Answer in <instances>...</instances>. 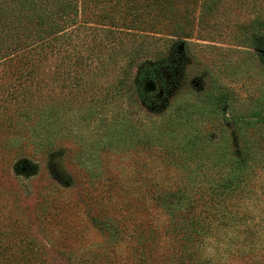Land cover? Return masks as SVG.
I'll use <instances>...</instances> for the list:
<instances>
[{
	"label": "trees",
	"instance_id": "16d2710c",
	"mask_svg": "<svg viewBox=\"0 0 264 264\" xmlns=\"http://www.w3.org/2000/svg\"><path fill=\"white\" fill-rule=\"evenodd\" d=\"M223 2L225 0H0V201L6 189L4 176L10 181L6 165L13 158L33 153L41 144L43 149H54L62 148L69 141L68 135L54 133L57 117L54 116H65L67 105L70 110L84 107L91 116V110H95L92 101H101L98 95L102 90L110 92L107 100H123L122 91L129 89L128 93H134L142 101L147 99L145 83L157 78H162L166 89L164 97H167V91L173 87L169 89L165 78L167 66L173 72V81L185 86L192 43L184 38L192 36L197 7L202 6L210 17ZM260 14L243 26L240 37L248 49V76L260 77V84L248 91L242 101L243 115L239 120L243 131H239V146L232 148L231 144L238 110L236 98L227 93L226 88L214 84L211 88L223 98L198 107L183 95L187 106L177 99L180 104L174 109V116H156L152 130L142 126L144 118L140 115L132 118L131 113H122L113 119L118 139L126 142L128 137L135 150L154 145L161 147L166 158L177 160L184 181L175 188L162 187L152 180L126 187L114 178H106L103 168L77 165L85 176V181H80L79 185L85 204L90 206L89 218L109 236L110 243L131 242L126 257V260L134 258L130 264H199L198 259L214 262L212 264H230L229 258L217 261L206 252L204 244L218 231L229 232L226 235L230 236L229 230L240 220L231 209L239 196L264 195V15ZM157 27L160 29H155ZM146 29L172 30L171 38L166 40L171 43L167 57L155 64L153 56L157 49L152 51L146 47L143 50L133 42L132 53L126 59L129 66L126 61L123 65L120 60L124 57L120 55L125 45L124 35L137 36V32L143 33ZM100 30L105 35L102 39L98 36ZM94 38H99V48L91 44ZM75 39L79 42L72 45ZM111 57H116L112 71L108 69ZM143 60L147 63L128 78L129 71L125 70L138 63L142 65ZM101 75L113 77L106 87L98 86ZM204 91L205 96L214 94ZM196 93L193 91L187 96L195 98ZM217 121L223 127L222 141L219 132L206 129L208 123ZM166 124L174 126L179 134L161 132V126ZM191 128L193 131H189ZM106 150V146H100V151ZM64 152L67 151L61 153ZM66 206L69 208V204ZM3 207L2 201L0 210ZM56 214L65 221L69 218L65 235L80 234V215L76 211L73 217L68 216L70 213L64 214L63 209ZM161 215L166 217L167 233L175 243L173 249L161 242L157 225ZM36 240L30 223L21 216L13 214L6 223L0 217V264H51L45 256V248ZM115 244L94 252L70 248L68 257L78 260L74 264H119ZM239 256L245 259L243 263L264 258V246L254 242L241 248Z\"/></svg>",
	"mask_w": 264,
	"mask_h": 264
},
{
	"label": "rangeland",
	"instance_id": "374dc122",
	"mask_svg": "<svg viewBox=\"0 0 264 264\" xmlns=\"http://www.w3.org/2000/svg\"><path fill=\"white\" fill-rule=\"evenodd\" d=\"M213 13L215 15L207 17L203 7L198 6V22L196 21L194 30L191 32L192 36L184 38L192 43L190 47L192 60L188 61L185 86L173 81V72H170L167 66L165 78L170 85L169 89L173 85L172 90L167 91V97H164L166 89L162 86V78H157L158 92L150 95L145 92L147 99L142 101L134 93H128L129 89L122 91L124 93L123 100L118 101L117 98L107 100L110 92L102 90L98 95V100L101 101H92L95 110H91V116L84 107L82 110H77L76 107L70 110L67 105L63 114L65 116L60 114L54 116H57L56 119L54 118V133L57 136L68 135L69 141L66 145L62 148L43 149L41 144L33 150V153L13 158L6 165L10 181L4 176L3 183L6 191L2 192L0 203L3 201L4 207L0 210V217L5 223L13 214L21 216L26 222L28 221L32 234L37 239L36 241L45 248V256L51 264H74L77 262L78 260L68 257L70 248L81 249L82 252L89 249L94 252L115 244L114 242L110 243L109 236L99 230L89 218L90 211L88 209L90 206L85 204L83 190L79 185L80 181H85V176L83 169L77 165L103 168L107 172L106 178H114L126 187L131 186V183L140 185L144 180H152L158 181L162 187L175 188L181 181H184L182 172L177 168V160L166 158L161 153V147L157 148L152 145L145 149L135 150L128 137V142L118 139L117 128L113 121L117 116L122 113H131V117L136 118L140 115L144 118L142 126L147 130H152L156 116L160 117L162 114L174 116V109L180 104V102H176L177 99L182 100L183 106H187L188 102L183 101L181 97L183 95L187 100H192L193 106L198 107L209 105L208 102L211 100L223 98L222 94L219 95L211 88L215 84L226 88V92L232 93L236 98L238 110L234 127L232 126L234 137H232L231 144L232 148L239 146V136L243 131L239 120V116L243 115L242 101L248 96V91L260 84L258 81L260 77L248 76L247 70L250 67L246 57L248 49L242 44L240 37L243 36L242 30L246 23L252 21L260 13H262L261 16L264 15V0H225L220 4L218 11ZM179 22L183 24L184 21L180 20ZM140 27L147 26L140 24ZM146 30L143 33L137 32V36L124 35L125 45L120 55L121 58L124 57L120 60L123 65L127 56L132 53L133 42L134 45H140L143 50L146 47L152 51L157 49L153 56L155 64H158L160 58L167 57V48L171 43L166 40L171 38L172 30ZM98 34L101 39L105 37L102 35V30L98 31ZM78 42L79 40L75 39L72 45H76ZM91 44L99 48V38H94ZM180 46L183 47L182 44ZM72 48L71 46L69 51L70 57L73 52ZM115 61L116 57L110 58L108 66L110 71L114 69ZM144 62L147 63V60H143L142 65L138 63L137 66L127 68L125 71H129L128 78L135 76ZM127 65L129 66V63L126 61ZM130 71H133L132 74ZM112 79V75L108 78L101 75L98 77V86L106 87ZM204 90H209V93L214 92V94L205 96L202 94ZM193 91L197 92L195 98H189L187 95ZM208 92L204 91L205 94ZM55 99L57 100L56 96ZM197 124L200 128V123L197 122ZM123 128L127 132V129ZM157 129L158 127L155 131ZM206 129L208 132L215 129L220 133L218 136L222 141L221 130L223 127L220 122L208 123ZM119 131L118 129V134ZM160 131L168 135L170 133L179 134L174 126L170 127L167 124L161 126ZM189 131H193V128ZM100 146H106L107 150L100 151ZM62 150L67 151L64 152L65 155L61 153ZM6 172L4 174H7ZM67 204H69V208L66 206ZM61 209L64 214L70 213L69 217H73L75 211L80 215L78 222L80 234L77 236L65 235L66 221L69 222V218L65 221L56 214ZM231 209L239 215V223L229 230L230 236L227 237L229 232H226V235L218 231L213 237L205 240L206 252L209 251L213 255L208 254V256H212L220 262L229 258L230 264H264V258L253 260L251 263H243L245 259L241 260L239 256L241 248L254 242L264 246V195L258 194L255 198L241 195L237 201L233 202ZM151 213L156 217L154 211ZM158 218L157 225L160 228L161 242L166 247L168 245L173 249L175 243L170 239L171 235L167 233L166 217L161 215ZM130 243L127 240L115 244V250L120 258L119 264H130L134 261L133 257L126 260L130 253ZM204 262L205 264L214 263L198 259L199 264ZM161 264H165V262Z\"/></svg>",
	"mask_w": 264,
	"mask_h": 264
},
{
	"label": "water",
	"instance_id": "95a60500",
	"mask_svg": "<svg viewBox=\"0 0 264 264\" xmlns=\"http://www.w3.org/2000/svg\"><path fill=\"white\" fill-rule=\"evenodd\" d=\"M144 88H145V92L147 94H155L158 92L159 90V87H158V84L156 81H148L145 83L144 85Z\"/></svg>",
	"mask_w": 264,
	"mask_h": 264
}]
</instances>
